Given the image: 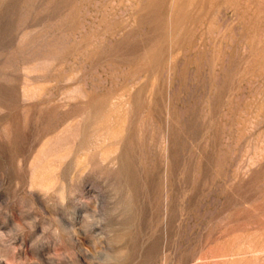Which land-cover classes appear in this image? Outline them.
<instances>
[{
    "label": "rangeland",
    "instance_id": "374dc122",
    "mask_svg": "<svg viewBox=\"0 0 264 264\" xmlns=\"http://www.w3.org/2000/svg\"><path fill=\"white\" fill-rule=\"evenodd\" d=\"M37 217L0 264L104 230L123 264H264V0H0V232Z\"/></svg>",
    "mask_w": 264,
    "mask_h": 264
},
{
    "label": "clouds",
    "instance_id": "9594fccd",
    "mask_svg": "<svg viewBox=\"0 0 264 264\" xmlns=\"http://www.w3.org/2000/svg\"><path fill=\"white\" fill-rule=\"evenodd\" d=\"M28 213H31V211H29ZM37 220L38 217L32 220H22L16 222L14 224V231L10 230L7 234L0 232V241H6L9 236L15 238L18 235H24L28 231H33ZM102 220L103 218H98L97 213L95 214V216L93 215V212L86 214L84 217V223L82 225L84 232L86 234L90 233L93 227H99L101 224H103ZM86 225L87 228L85 227ZM90 239L91 247L85 249L87 255L91 257V259L88 260L87 264H123V256L126 255V250L120 249L119 251H114V246L109 243L110 237L107 234L106 230H104L103 234H98L95 237H90ZM105 240H107L109 247L112 249L110 252L105 251L103 248L102 242ZM97 249H99V251H97ZM68 251L71 253V257H69L67 253L62 254L63 260L61 261V264H64L65 261H67L68 264H75V254L71 250ZM54 255L55 251L51 256ZM101 256L103 258L99 259ZM118 256L121 257L120 260L116 259V257Z\"/></svg>",
    "mask_w": 264,
    "mask_h": 264
}]
</instances>
